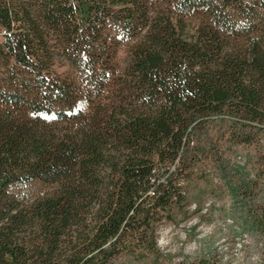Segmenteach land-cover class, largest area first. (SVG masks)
<instances>
[{
	"label": "trees",
	"instance_id": "1",
	"mask_svg": "<svg viewBox=\"0 0 264 264\" xmlns=\"http://www.w3.org/2000/svg\"><path fill=\"white\" fill-rule=\"evenodd\" d=\"M226 119L264 138V0H0V264L156 255Z\"/></svg>",
	"mask_w": 264,
	"mask_h": 264
},
{
	"label": "rangeland",
	"instance_id": "2",
	"mask_svg": "<svg viewBox=\"0 0 264 264\" xmlns=\"http://www.w3.org/2000/svg\"><path fill=\"white\" fill-rule=\"evenodd\" d=\"M228 122L195 130L203 151L176 220L157 226L156 255L123 251L113 264H264V232L242 220L264 212V138L235 141Z\"/></svg>",
	"mask_w": 264,
	"mask_h": 264
}]
</instances>
